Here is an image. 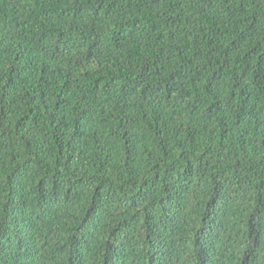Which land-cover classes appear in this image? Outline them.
Segmentation results:
<instances>
[{"label": "trees", "instance_id": "trees-1", "mask_svg": "<svg viewBox=\"0 0 264 264\" xmlns=\"http://www.w3.org/2000/svg\"><path fill=\"white\" fill-rule=\"evenodd\" d=\"M0 264H264V0H0Z\"/></svg>", "mask_w": 264, "mask_h": 264}]
</instances>
